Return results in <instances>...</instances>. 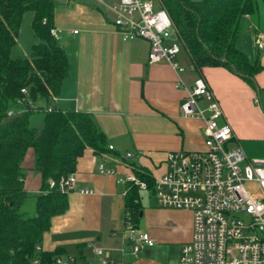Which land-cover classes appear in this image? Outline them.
<instances>
[{
  "label": "crops",
  "instance_id": "1",
  "mask_svg": "<svg viewBox=\"0 0 264 264\" xmlns=\"http://www.w3.org/2000/svg\"><path fill=\"white\" fill-rule=\"evenodd\" d=\"M83 1L76 3L68 20H59L55 13L54 25L61 29L59 40L71 69L53 101L62 109L91 113L113 148L102 154L87 148L79 158L68 208L52 218L42 249H60L76 264H102L95 247L114 259L109 264L176 262L181 245L192 237V211L161 206L151 194L148 201L142 199L136 225L148 231L155 244L136 255L123 238L128 186L119 179L133 174L131 163L158 177L167 169L169 151L204 147L203 121L182 112L186 90L175 85L179 77L187 86L204 77L233 128V142L248 158H264V103L257 99L264 91V68L256 74L258 89H254L226 67L191 68L188 53L187 61L176 57L184 67L180 72L166 60L150 63L147 39H125L95 0ZM258 34L264 35V0H256L255 11L244 17L237 41L240 48H251V52L244 49L249 54L258 51L264 66V48L261 53L255 43ZM127 152L133 157L125 158ZM32 159L29 153L27 167ZM100 163L114 171L100 172ZM41 184V174L29 169L26 188L37 193ZM84 188L93 192H82Z\"/></svg>",
  "mask_w": 264,
  "mask_h": 264
},
{
  "label": "trees",
  "instance_id": "2",
  "mask_svg": "<svg viewBox=\"0 0 264 264\" xmlns=\"http://www.w3.org/2000/svg\"><path fill=\"white\" fill-rule=\"evenodd\" d=\"M160 1L195 68L223 66L258 89L256 74L264 68L259 52L251 55L237 43L242 21L255 11L256 0ZM56 5L54 0H0V264H53L62 255L60 249H42L52 218L68 208L70 189L63 190L60 180L75 173L87 148L96 154L110 149L91 113L62 109L53 101L71 69L63 44L51 33ZM27 10L33 12L38 40L30 56L12 57ZM36 112L42 113L40 125L32 123ZM29 153L31 167L25 165ZM130 166L153 195L152 173L135 163ZM29 169L41 174L37 193L25 186ZM127 186L126 210L136 224L142 189Z\"/></svg>",
  "mask_w": 264,
  "mask_h": 264
},
{
  "label": "built area",
  "instance_id": "3",
  "mask_svg": "<svg viewBox=\"0 0 264 264\" xmlns=\"http://www.w3.org/2000/svg\"><path fill=\"white\" fill-rule=\"evenodd\" d=\"M95 1L112 11V23L125 39L142 37L149 41L150 63L166 60L178 72L184 69L176 59L182 41L160 0ZM51 33L60 39L61 29L53 26ZM255 43L262 50L264 35L258 34ZM175 85L186 90L183 114L204 123V147L169 151L167 169L155 177L153 195L159 205L193 213L192 237L181 245L178 260L168 264H264V158H248L233 142V128L204 77L198 76L190 86L179 77ZM22 92L26 93V88ZM132 157L131 152L125 155ZM98 168L100 172L114 171L104 163ZM75 180V173L62 177L60 187L69 190ZM119 180L147 189L146 182L134 174ZM81 191L93 192L87 188ZM123 238L136 255L155 244L148 231L138 229L128 210ZM95 251L102 264L113 263L101 247ZM53 264H76V260L60 255Z\"/></svg>",
  "mask_w": 264,
  "mask_h": 264
},
{
  "label": "rangeland",
  "instance_id": "4",
  "mask_svg": "<svg viewBox=\"0 0 264 264\" xmlns=\"http://www.w3.org/2000/svg\"><path fill=\"white\" fill-rule=\"evenodd\" d=\"M54 1L57 2V5L55 6L54 17H55V13H56L59 20H62L64 18H67V20H68L70 18L71 12L73 11V9L76 6V3H80V2L83 3L84 2L83 0H54ZM97 4L105 11V13L110 18H113V14L109 9H107L103 4H100V3H97ZM32 19H33V12L31 10H27L25 12L23 20H22L20 32H19L18 39H17V43L11 49L12 57H19V56L20 57H28V56H30L32 44L38 40V38L35 36L34 31H33ZM179 44H180V51H179L177 57H178V59H181L183 62H184V60L187 61V57H188L187 51H186L183 43H181L179 41ZM243 48L246 51L251 52L250 47L248 48V47L244 46ZM260 52L262 53V50ZM259 98L261 99V102L259 101ZM257 99L259 101L258 103H262V104L264 103V91L263 90H261V92L259 93V97H257ZM39 104L46 106L45 101H40ZM41 118H42V113L36 112V114L33 117L32 123L34 125H40ZM140 193H141L143 201L149 200L150 193L148 190L142 189Z\"/></svg>",
  "mask_w": 264,
  "mask_h": 264
}]
</instances>
